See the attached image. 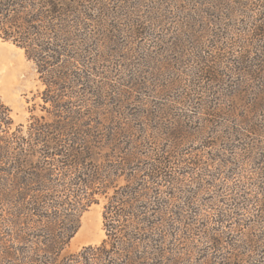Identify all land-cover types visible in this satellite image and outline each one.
<instances>
[{
	"label": "trees",
	"instance_id": "16d2710c",
	"mask_svg": "<svg viewBox=\"0 0 264 264\" xmlns=\"http://www.w3.org/2000/svg\"><path fill=\"white\" fill-rule=\"evenodd\" d=\"M0 38L45 85L0 99V264H264V0H0Z\"/></svg>",
	"mask_w": 264,
	"mask_h": 264
},
{
	"label": "rangeland",
	"instance_id": "374dc122",
	"mask_svg": "<svg viewBox=\"0 0 264 264\" xmlns=\"http://www.w3.org/2000/svg\"><path fill=\"white\" fill-rule=\"evenodd\" d=\"M253 10L249 11L246 15L240 14V9L238 10L237 17L240 21L241 31H246L249 28L255 26L256 7L252 6ZM255 14V15H253ZM251 16L247 18V16ZM125 26L127 22L123 23ZM257 24V22H256ZM260 24V23H259ZM120 42L122 41L119 38ZM256 45V44H255ZM263 52L254 49V56L256 58H262L264 54V40L259 43ZM149 47L148 45H146ZM258 47V46H257ZM240 51V49H238ZM6 60L12 61L13 63L7 64ZM12 66V67H9ZM129 74V73H128ZM133 75V74H132ZM124 78V70L119 74L117 78ZM134 78V77H132ZM7 80H11L12 83H7ZM0 99L8 104L13 109V116L16 122H27L32 112L44 113L41 110L42 96L41 91L44 90L45 85L40 79V75L37 71L36 65L27 58L25 51L16 46L15 44L5 41L0 38ZM9 84V85H8ZM261 91L263 88L259 87ZM257 92V90H254ZM255 96H250L248 98H254ZM243 98H238L241 107H250L249 103L252 101L243 100ZM153 103H169L166 100H162L160 97L151 98ZM154 105V104H153ZM37 106V107H36ZM140 104L130 105V109L133 111L135 108L142 110ZM33 108H36L33 110ZM106 237L105 230L103 228V204H95L91 206L87 211L84 212L82 216V226L77 234L72 238L68 247L66 248V253L77 252L81 250L84 246L100 244ZM202 248L204 246V253L194 261L195 264H205L207 260L205 256L212 254V252L207 250V245L201 244ZM221 257V254L218 255ZM222 261L219 262V264Z\"/></svg>",
	"mask_w": 264,
	"mask_h": 264
},
{
	"label": "bare ground",
	"instance_id": "6f19581e",
	"mask_svg": "<svg viewBox=\"0 0 264 264\" xmlns=\"http://www.w3.org/2000/svg\"><path fill=\"white\" fill-rule=\"evenodd\" d=\"M6 63L11 65L13 62H12V61H8V60H6ZM9 67H12V66H9ZM7 83L11 84L12 81H11V80H7ZM0 84H1V82H0ZM9 84H8V85H9ZM0 88H1V86H0ZM0 92H1V91H0Z\"/></svg>",
	"mask_w": 264,
	"mask_h": 264
}]
</instances>
